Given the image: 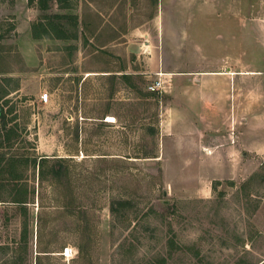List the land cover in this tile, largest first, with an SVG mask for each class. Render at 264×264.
Segmentation results:
<instances>
[{
	"label": "rangeland",
	"instance_id": "obj_1",
	"mask_svg": "<svg viewBox=\"0 0 264 264\" xmlns=\"http://www.w3.org/2000/svg\"><path fill=\"white\" fill-rule=\"evenodd\" d=\"M67 1L42 12L0 0V106L16 131L5 142L0 124V159L18 160L14 174L0 170V246L12 248L0 264H14L26 223L18 264H35L41 225L66 264L81 228L94 264H264V47L224 48L256 0ZM158 2L163 65L159 30L145 25ZM54 14L77 16L82 30L65 20L68 39H34ZM224 63L248 73L205 75ZM160 75L171 83L149 92ZM43 156L70 161L72 197L68 179L40 180ZM17 190L25 209L11 202ZM115 201L127 204L113 214Z\"/></svg>",
	"mask_w": 264,
	"mask_h": 264
},
{
	"label": "trees",
	"instance_id": "obj_2",
	"mask_svg": "<svg viewBox=\"0 0 264 264\" xmlns=\"http://www.w3.org/2000/svg\"><path fill=\"white\" fill-rule=\"evenodd\" d=\"M56 2L58 3L60 9H68L70 6L67 3V0H29L30 4L37 3L38 8L40 11L45 12L48 11L50 8V5ZM42 18L41 22L38 24L33 25V37L34 39H40L43 37H49V38H55V39H68V34L65 30V24L63 23L65 20L70 21L74 28L77 29L78 25V18L75 15H69V14H54L53 16H47ZM126 78L130 79L129 75H125ZM12 110H10V113ZM8 113L4 111V107L0 106V124L3 125L4 130L6 131V134H4L5 142L10 143L13 136L16 134L14 129H7L8 125V119H7ZM70 160V159H69ZM18 160L14 157L6 158L1 157L0 159V170L6 171L7 173L14 174V169L17 164ZM69 162L68 159L62 158V157H54L50 158L47 156H43L39 159L37 162L34 161L35 167L39 168V177L40 180L44 181L47 179L48 175H52L54 179H57L58 181H61L60 179L66 178L68 179V189L67 191H70L71 197H72V190L71 189V180L68 177L70 174V168H69ZM50 168V170H48ZM69 194V195H70ZM29 194L25 192H21L17 190L15 194L12 197L11 202L17 205H21L23 209H25V205L29 200ZM68 197V195H66ZM74 203L71 202H65V205L67 207H72ZM127 204L125 201H115L112 205V213L114 214L117 212V206H124ZM43 225L40 226V233L38 235V250L37 255L35 257V264H66L61 261L63 259L62 255H57V253L62 252V249L64 246H61L60 251L56 248H52L51 244L52 242H46L44 241L43 237ZM92 233L88 232L85 229H82L79 231V238L76 242V248H77V256L70 260V264H94L92 260V251H91V245H92ZM29 227L27 223L25 224L24 231L22 238L20 240V246L16 248V250L13 249V252L17 255L15 260L13 261L14 264L18 263H24L26 261L25 255H29L30 252V245H29ZM0 250L7 252L8 250H12L10 246H0ZM58 256L60 258H58ZM59 259V260H58Z\"/></svg>",
	"mask_w": 264,
	"mask_h": 264
},
{
	"label": "crops",
	"instance_id": "obj_3",
	"mask_svg": "<svg viewBox=\"0 0 264 264\" xmlns=\"http://www.w3.org/2000/svg\"><path fill=\"white\" fill-rule=\"evenodd\" d=\"M160 2V0H159ZM158 2V13L154 15V17H152V19H150V21L148 23H146V26H150L153 25V27L155 28V30H159V43H160V49L162 50L161 56H162V65L164 64L163 61H165V54L164 51L165 50V38H164V30H162L161 26H162V18L160 16V3ZM255 6L254 4H250L249 7H245L242 10H240V12H242L241 14V19L243 21V32L241 34V38H237L236 34L234 32H229V35L227 36V47L226 48L228 51L232 50V48H234V44L235 43H239V45L241 43H243V45L245 46L249 41L251 40H256L255 42H257L258 45H261L262 47H264V30H257L256 27H258L257 25V21L256 20H262V17L264 16V0H256L255 2ZM258 5V7H257ZM73 15V14H72ZM253 19V20H252ZM253 21V22H252ZM81 24V20L78 19V25H77V30H82V28L79 26ZM148 24V25H147ZM144 25V26H145ZM177 39H175L174 41H170V44L173 43V50L174 51H178L179 47L178 44H176ZM247 46V45H246ZM176 66H181V65H176ZM211 67H215V66H211ZM218 68V70H209V71H205V75L208 77H223L225 78L227 81H230V83L237 82V78L247 74V71H241V70H234V67H238L235 64H231V63H224L221 64L219 66H216ZM222 68H228L225 69L226 71H224ZM204 72V71H203ZM166 74H163L164 77L169 75L167 72H165ZM249 73H255V72H249ZM259 73V72H257ZM195 76V75H194ZM204 76V75H203ZM158 79V78H157ZM194 79V78H193ZM163 80H165V78H163ZM192 80V79H191ZM167 83H171L170 80H165Z\"/></svg>",
	"mask_w": 264,
	"mask_h": 264
},
{
	"label": "built area",
	"instance_id": "obj_4",
	"mask_svg": "<svg viewBox=\"0 0 264 264\" xmlns=\"http://www.w3.org/2000/svg\"><path fill=\"white\" fill-rule=\"evenodd\" d=\"M166 81L163 80L162 76L160 75V77L153 81L149 86H148V91L151 93H161L165 90L166 87ZM41 102L43 103H48L50 101V94L49 93H44L41 94ZM68 249H66V252L64 253L65 256L68 255L67 253Z\"/></svg>",
	"mask_w": 264,
	"mask_h": 264
},
{
	"label": "bare ground",
	"instance_id": "obj_5",
	"mask_svg": "<svg viewBox=\"0 0 264 264\" xmlns=\"http://www.w3.org/2000/svg\"><path fill=\"white\" fill-rule=\"evenodd\" d=\"M107 121H108V120H107ZM109 121H111V122H112V121H113V118H109ZM68 252H69V249H68Z\"/></svg>",
	"mask_w": 264,
	"mask_h": 264
}]
</instances>
